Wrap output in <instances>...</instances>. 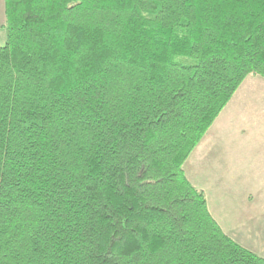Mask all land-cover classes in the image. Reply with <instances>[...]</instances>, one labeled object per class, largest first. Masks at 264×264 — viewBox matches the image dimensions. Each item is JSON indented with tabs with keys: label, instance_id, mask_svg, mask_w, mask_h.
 <instances>
[{
	"label": "trees",
	"instance_id": "obj_1",
	"mask_svg": "<svg viewBox=\"0 0 264 264\" xmlns=\"http://www.w3.org/2000/svg\"><path fill=\"white\" fill-rule=\"evenodd\" d=\"M0 264H264L183 166L249 75L264 0H4Z\"/></svg>",
	"mask_w": 264,
	"mask_h": 264
},
{
	"label": "crops",
	"instance_id": "obj_2",
	"mask_svg": "<svg viewBox=\"0 0 264 264\" xmlns=\"http://www.w3.org/2000/svg\"><path fill=\"white\" fill-rule=\"evenodd\" d=\"M2 4L0 27H4L5 21L4 0ZM194 155L197 158L196 165L193 163L191 167L190 161ZM190 168L201 174L205 182L215 183L214 196L218 199L224 201L225 198L230 200V197L243 198L239 213L244 212L245 216L238 215V223L244 227L248 225V229L258 221L259 226L264 223V79L254 75L244 79L184 163L183 169L187 179ZM189 182L193 185L191 179ZM193 186L204 193L202 188ZM220 191L223 195L219 197ZM204 195L209 210L206 194ZM229 210L232 212L230 208ZM209 213L212 212L209 210ZM211 216L213 217L212 214ZM213 219L224 233L243 246L241 241H237L242 240L241 237L238 239L236 233H228L214 217ZM245 240H249L248 237ZM245 248L264 259L262 245L251 244V247Z\"/></svg>",
	"mask_w": 264,
	"mask_h": 264
},
{
	"label": "rangeland",
	"instance_id": "obj_3",
	"mask_svg": "<svg viewBox=\"0 0 264 264\" xmlns=\"http://www.w3.org/2000/svg\"><path fill=\"white\" fill-rule=\"evenodd\" d=\"M0 9L3 10L2 0H0ZM5 41H6V29L4 27H0V45H3ZM195 156L196 155H194L191 158V161H190L191 167H193V163L196 165L197 158ZM188 172H189L187 173L188 179L189 178L191 179L193 185H196V187L203 189L207 197L209 210L212 212L211 214L223 226V229L225 231H228V233L230 234H232V232L236 233V235L239 237L238 239H240L241 237L242 240H237V241L238 242L241 241L244 247H251V244L253 245L256 244L258 246L262 245V247H264V225H263L264 223L261 226H259L258 225L259 221H258L257 224L256 223L253 224V226L248 229V225L244 227L242 224L238 223L236 220V217L239 218L238 215L243 214V217L245 216L244 212L239 213L240 209H242V207L240 206L243 200L242 197H238V198L230 197L229 198L230 200H227V198H225L224 201L221 198L218 199L217 196H214V194L216 193L215 192L216 187H215L214 182H205L204 180H202V175L197 174L193 170V168L192 169L190 168ZM233 183L235 184L236 181ZM240 183L241 182H238V184ZM222 195H223L222 191H220L219 197ZM257 204L259 203L257 202ZM229 208L231 209L232 212H230ZM259 208H260V205L258 209ZM261 232H262V235H261ZM258 233H259V236H257ZM247 237L249 240H245Z\"/></svg>",
	"mask_w": 264,
	"mask_h": 264
}]
</instances>
